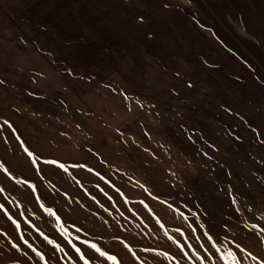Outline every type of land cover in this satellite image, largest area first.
Instances as JSON below:
<instances>
[{"label": "rangeland", "instance_id": "rangeland-1", "mask_svg": "<svg viewBox=\"0 0 264 264\" xmlns=\"http://www.w3.org/2000/svg\"><path fill=\"white\" fill-rule=\"evenodd\" d=\"M163 194L264 264V0H0V264H129Z\"/></svg>", "mask_w": 264, "mask_h": 264}, {"label": "crops", "instance_id": "crops-1", "mask_svg": "<svg viewBox=\"0 0 264 264\" xmlns=\"http://www.w3.org/2000/svg\"><path fill=\"white\" fill-rule=\"evenodd\" d=\"M74 148L78 150L77 146L70 147V149L72 150ZM167 196L168 195H165L163 197L167 199V200H164L165 204H162V203L158 204V209L159 211L162 212V214L159 215V221H158L156 230L154 231V233H153V230L147 231L148 240L151 241L153 239V235L155 234L157 238V243L143 245L140 248L137 243H133L130 248V258L132 259V262L130 261L129 264H133L134 262L133 260H139L141 264H160V262H163V264H175L177 252L181 250V246L178 244V242L174 243V237L175 236L178 237V234H179L178 213L180 211V200L175 201L174 199L171 198L173 196L171 197H167ZM192 206L193 204H188L187 208L191 209ZM165 217L175 218L176 226L170 225V223H167L166 225H164L163 219ZM60 248L63 249L62 247ZM30 250H35V249L30 248ZM42 262L44 264H51L47 262L46 260Z\"/></svg>", "mask_w": 264, "mask_h": 264}]
</instances>
